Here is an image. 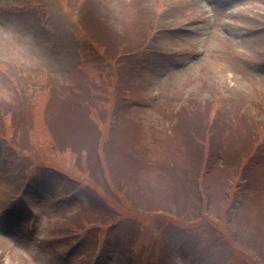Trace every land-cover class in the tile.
I'll list each match as a JSON object with an SVG mask.
<instances>
[{
  "label": "rangeland",
  "instance_id": "1",
  "mask_svg": "<svg viewBox=\"0 0 264 264\" xmlns=\"http://www.w3.org/2000/svg\"><path fill=\"white\" fill-rule=\"evenodd\" d=\"M96 15L107 19L106 27L117 35L121 53H136L116 56V62L126 63L129 103L134 102L133 115L145 121L148 133L151 128H171L170 121L183 119L180 110L191 111L196 100L206 102L212 116L209 124L194 126L198 114L193 113L190 128L207 137V146L191 150L206 149L214 157L221 152L223 167L209 183L201 184L203 203L195 197L193 175L186 176L193 167L185 158L190 153L159 150L153 158L134 161L133 157L127 163V155L142 148L114 146V157L108 156L110 184L101 185L95 205L83 195L95 187L85 173L79 174L85 159L70 160L68 151L58 149L22 150V157H37L34 168L41 163L42 169L33 174L27 195L19 193L13 200L23 182L7 184L0 174V264H94L93 258L95 264H264V160L257 170L249 169L255 187L254 192L247 189L246 196L241 190L238 197L227 195L229 171L222 169L246 168L251 160H246L244 150L249 144L237 150V143L253 135L264 139V0H0V100L10 98L12 85L18 91L36 88L45 103L53 99L55 88L66 84L75 69H85L87 41L97 37L101 27ZM152 28L160 32L153 34ZM103 48L113 51L108 41ZM199 50L203 55L198 58ZM4 74L14 80L9 87L4 85ZM81 76L76 74L77 81ZM55 107L46 115L54 145L73 143L72 138L84 142L76 118H66L62 102ZM38 125L41 141H50L44 121ZM5 139L0 134V172L8 159ZM20 168L13 166L15 175ZM51 168L66 169L78 183ZM120 184L130 188L124 192ZM242 186L239 175L237 187ZM118 189L120 200L113 193ZM239 199L241 204H236ZM111 200L119 206L112 208ZM107 203L113 215L105 220L100 215L108 216ZM90 206L95 212H86L93 216L77 214ZM206 209L216 220L204 218ZM81 240L87 251L79 245ZM110 242L125 243L124 250L110 249Z\"/></svg>",
  "mask_w": 264,
  "mask_h": 264
},
{
  "label": "trees",
  "instance_id": "2",
  "mask_svg": "<svg viewBox=\"0 0 264 264\" xmlns=\"http://www.w3.org/2000/svg\"><path fill=\"white\" fill-rule=\"evenodd\" d=\"M100 31L104 41L111 40L120 50L122 46L118 44L117 35L105 29H101ZM96 45H98V47L95 49L93 56L89 55V58H87L85 69L82 67L77 68L78 71L75 69L72 75L73 77L66 84L59 87V89L55 88L52 95L53 99L46 103L43 102L44 96L42 97L36 88L29 92L22 88L18 91L16 87L12 85L10 87V98L3 102L0 100V134L9 136L8 133H12V137L19 138V140H16L15 146H19L21 151L26 150L27 152L40 153L41 151H53L58 149L56 152L70 151L69 154H73L78 161L85 159L86 165L80 168L79 174L80 172L85 173V176L88 177L92 181L91 183L97 188L93 189V191L92 189H88L85 191L87 194L96 192L99 194V188L102 184H110L109 177L112 175V165L109 158L114 157L111 152L114 146L121 148L127 147L132 151L137 147L142 148L140 152H136V154L132 153L127 155L128 153L126 152V155L130 158L126 161L127 163H131L133 157L135 158L134 161L136 159H147L150 155L152 156L151 158H153V156L157 154L156 151L159 150L177 152L180 154L181 151L184 154L188 152L190 154H187L185 158L190 164H193V167L186 172V176L188 177L190 174L193 175L195 187L198 188V190L195 191L197 192L195 197L197 200L204 203V191L201 190L200 186L201 184L209 183L211 176H213V179L215 178L213 173L217 169H220V167H223L222 162L225 160V157L220 154L221 152L217 153V156L214 157L212 153L207 155L206 149L203 153H194L191 150V148H195V150L198 151V148L203 144L207 146V137L199 134L197 129L190 128V122L192 121L190 118L193 113H196L198 114L195 117L197 122L193 121L192 124L197 127L201 126V128L207 126L212 117L208 105L204 102L193 103L191 111H187L186 108L180 111L183 115V119L181 118L177 124L171 128L168 127L164 131H156L151 128V132L148 133V125L133 116V111L132 109L130 110L131 105L128 102L127 96L129 86L128 75L123 71L122 65L114 60L116 56L106 52L103 45L98 44V41ZM76 74L82 75L81 81H77L75 78ZM92 74H94L95 77H89ZM3 77L5 87H9L14 81L11 77L8 78L6 75ZM97 78L99 82L95 81ZM66 91H71V94L65 95ZM60 102L65 106L66 118L70 120L71 115L76 118V128L78 132L83 134L84 137L82 138H85L84 142L76 141L72 138L71 141H73V143L69 142V140L62 142L59 146L57 144L54 145L55 141L51 138V130L48 131L46 129L48 123V117L46 118V115H48L51 109L57 110L55 106ZM54 103H56L55 106ZM44 104H46V107L41 109V106ZM41 112L44 113L45 117L41 116ZM137 120L138 123L136 122ZM43 121L50 140L48 142H42L40 138L42 134L38 124ZM36 130H39L37 136L35 134ZM214 139L215 136L210 137L213 145L216 144ZM245 143L247 147L249 144L248 150H244L243 148ZM221 144H224V142ZM220 145L217 146L218 152L221 147ZM63 147L64 149H62ZM236 147L237 150H244V157L246 160H252L253 156L257 158L262 151L263 142L257 135H253L244 140L241 145L240 142L237 143ZM210 152H213V146H211ZM18 153H20L19 150L12 156V158L16 159L12 160L10 157L11 160L9 161L8 159L2 165V171L7 180V175L9 176L11 166H15L16 161L20 158ZM262 156V160H264V155ZM33 159L37 160V157L33 154H29L28 158L24 157V160L22 159L23 162L20 164L22 168L20 172L22 180H25L35 169L41 167L40 163L39 166L34 168L35 161ZM255 159L253 158V160ZM256 166L257 165H255V167ZM222 169L225 170L224 168ZM254 170H257V168ZM242 171L244 173H239V175H241V179L245 182L248 178L245 171L248 170L244 168ZM99 175L101 176L100 178L98 177ZM235 177L237 176L231 172V175L229 174V176L225 178L226 183H228L227 195L235 194L236 196L239 190L243 193L248 188L247 181L249 180L245 183L242 181V188L237 187V184H235V186ZM113 193L118 194V190L113 191ZM120 196L121 194H118V200L122 198ZM111 201L115 202L114 200ZM208 205L207 207L210 208L211 204L208 203ZM205 213L206 217L204 218L207 220H216L210 210L206 209ZM96 223H98L97 220L92 221L90 225ZM79 227L80 226H76V228Z\"/></svg>",
  "mask_w": 264,
  "mask_h": 264
}]
</instances>
